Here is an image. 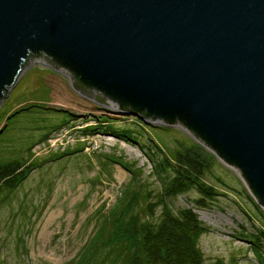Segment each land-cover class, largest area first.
Wrapping results in <instances>:
<instances>
[{"label": "water", "instance_id": "1", "mask_svg": "<svg viewBox=\"0 0 264 264\" xmlns=\"http://www.w3.org/2000/svg\"><path fill=\"white\" fill-rule=\"evenodd\" d=\"M31 54L182 126L264 210V0H0V102Z\"/></svg>", "mask_w": 264, "mask_h": 264}, {"label": "rangeland", "instance_id": "2", "mask_svg": "<svg viewBox=\"0 0 264 264\" xmlns=\"http://www.w3.org/2000/svg\"><path fill=\"white\" fill-rule=\"evenodd\" d=\"M73 82L67 70L36 56L0 102V159L34 165L15 189L0 190V264H73L121 192L132 187L134 171L158 199L171 175L154 167L164 157L185 166L187 154L204 160L199 179L214 195L198 206L192 187L168 202L174 210L192 208L207 227L197 242L204 263L259 264L245 238L264 230V210L239 170L179 124L122 113L110 99L100 102L96 91L75 90ZM108 126L138 142L111 135Z\"/></svg>", "mask_w": 264, "mask_h": 264}, {"label": "trees", "instance_id": "3", "mask_svg": "<svg viewBox=\"0 0 264 264\" xmlns=\"http://www.w3.org/2000/svg\"><path fill=\"white\" fill-rule=\"evenodd\" d=\"M33 57L36 56L31 54L25 60L22 69ZM45 57L49 63L61 67L54 59ZM85 87L98 92L102 102L105 100L106 96L101 91ZM129 107L128 104L121 105V108L130 109ZM22 108L15 110L7 118L27 109ZM138 114L147 116L145 111ZM104 129L125 141L138 142L128 131L116 130L110 126ZM203 161L202 158L187 154L183 166L171 163L164 157L154 170L160 176L166 172V175L173 177L165 176V186L158 199L143 187V183L139 181V172L134 171L136 175L133 176L132 187L128 185L121 192L118 201L96 227L94 235L85 242L73 264H205L197 242L207 227L197 218L192 208L174 210L168 202L169 197L173 199L178 194L197 187L200 197L194 202L198 206L206 207V200L214 195V190L199 179V169L203 167ZM21 164L16 159H0V190L15 189L34 167L32 162L25 166ZM161 200L164 202L160 203L162 208L157 212L156 208L160 205L158 201ZM261 215L264 218V213L261 212ZM246 236L248 237L245 239L251 245L264 243L263 228H259L257 234ZM261 251L263 250L255 249V256L259 264H264V253Z\"/></svg>", "mask_w": 264, "mask_h": 264}, {"label": "bare ground", "instance_id": "4", "mask_svg": "<svg viewBox=\"0 0 264 264\" xmlns=\"http://www.w3.org/2000/svg\"><path fill=\"white\" fill-rule=\"evenodd\" d=\"M109 105H111L113 108H116L117 109V103L116 102H114V101H111V100H109ZM128 142H131V141H128ZM131 143H133V142H131ZM136 144V143H135ZM233 169H235L237 172H238V169L237 168H233ZM243 233H244V231H243ZM242 233V234H243ZM246 234H257V233H247L246 232ZM250 243V242H249ZM251 245V244H250ZM251 248L255 251V249H259V250H264V243H261L260 245H251Z\"/></svg>", "mask_w": 264, "mask_h": 264}, {"label": "flooded vegetation", "instance_id": "5", "mask_svg": "<svg viewBox=\"0 0 264 264\" xmlns=\"http://www.w3.org/2000/svg\"><path fill=\"white\" fill-rule=\"evenodd\" d=\"M87 89V88H86Z\"/></svg>", "mask_w": 264, "mask_h": 264}]
</instances>
